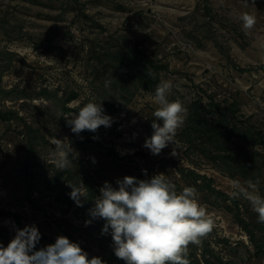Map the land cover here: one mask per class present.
Masks as SVG:
<instances>
[{
    "label": "rangeland",
    "instance_id": "obj_1",
    "mask_svg": "<svg viewBox=\"0 0 264 264\" xmlns=\"http://www.w3.org/2000/svg\"><path fill=\"white\" fill-rule=\"evenodd\" d=\"M243 12L257 20L248 34L239 19ZM120 44L164 66L160 76L173 84L170 100L179 99L187 109L197 99L223 108L236 101L243 124L264 137V0H0V110L18 112L13 119L0 118V210L18 213L24 225L34 224L47 235L50 241L40 248L63 235L89 258L125 264L114 255L111 235L101 234L103 219L85 225L94 204L89 194L78 207L68 183L92 185L95 197L105 181L116 187L124 176L149 179L163 173L178 191L194 186L215 221L200 246H189L202 264H264V224L246 200L228 195L232 180L243 184L246 179L232 177L189 147L181 134L184 126L176 145L170 143L160 155L143 147L152 134L154 94L140 89L123 111H108L115 132L101 126L89 145L72 140L59 123L90 100L101 101L102 77L113 74L98 76L104 71L94 54ZM43 88L55 91L60 102L70 91L78 93L67 103L72 110L59 118L63 111L46 107L49 101L38 97ZM21 91L25 97L18 98ZM25 121L40 129L38 137L28 134ZM56 138L74 149L66 170L50 162ZM262 141L252 147L234 137L231 143L258 151L261 162ZM77 166L70 177L67 171ZM258 178L264 195V169ZM16 229L14 216L0 213V244L7 246Z\"/></svg>",
    "mask_w": 264,
    "mask_h": 264
},
{
    "label": "clouds",
    "instance_id": "obj_2",
    "mask_svg": "<svg viewBox=\"0 0 264 264\" xmlns=\"http://www.w3.org/2000/svg\"><path fill=\"white\" fill-rule=\"evenodd\" d=\"M239 19L245 34L257 23L256 16L248 12L241 13ZM39 58L47 60L43 56ZM172 88L170 80H162L152 97L156 105L152 113V134L145 139L143 147L153 155H160L170 143L176 145L178 130L187 119L188 109L182 102L169 99ZM101 101L90 100L65 117L74 134L96 133L101 126H112L114 118L105 113ZM132 122L135 123V119ZM52 143L55 150L50 162L60 170L68 169L72 165L69 157L74 151L71 143L64 144L58 138ZM176 154L173 149L171 155ZM142 171L147 175L146 170ZM260 184L259 178L243 184L232 180L228 195L232 200H246L257 215V222L264 224V195ZM116 185L104 182L99 195L92 199L94 206L88 210L90 219L85 225L103 219L101 234L111 235L114 255L125 264H190L189 246H200L215 227L214 219L198 199L197 189L185 186L178 191L163 173L149 179L124 176ZM68 187L71 188L70 198L78 207H83L81 198L88 200V188L82 181L68 183ZM40 239L41 234L34 224L16 229L7 246L0 244V264H106L99 256L89 258L79 243L66 236H58L54 243L37 250Z\"/></svg>",
    "mask_w": 264,
    "mask_h": 264
},
{
    "label": "trees",
    "instance_id": "obj_3",
    "mask_svg": "<svg viewBox=\"0 0 264 264\" xmlns=\"http://www.w3.org/2000/svg\"><path fill=\"white\" fill-rule=\"evenodd\" d=\"M118 45H116L117 47ZM120 44L119 47H115V51H111L109 48L105 49L106 52H97L94 54L96 60L101 64L103 71L98 76L106 75L107 73L113 74L110 78L103 76L105 79L104 85L100 86V100L103 101V107L105 113L109 112H121L125 106L129 104L130 100L140 89L147 90L154 94L157 84L162 81L160 72L163 65L154 62L146 54L133 53L132 50ZM107 85V86H106ZM133 86V89L131 87ZM3 92L0 89V93ZM5 92V91H4ZM24 91H21L18 98H23ZM39 98H43L49 101L46 106H52L55 111L62 110L63 113L59 118L64 116V113H69L72 109L67 107V103L78 97V93L70 91L65 101L60 102L57 98V93L48 88H43L38 93ZM76 108L75 111H78ZM18 116V112L12 109L2 111L0 110V118L13 119ZM243 116L239 113L236 101L230 103L226 107H222L220 103H214L213 100L204 103L202 99L195 100L188 108V115L185 121L182 136L185 143L200 153L206 155L210 160L217 163L220 168L232 177L240 176L246 180L255 181L264 169V160L260 162L263 156L258 151H251L248 148L243 147L241 144L236 143L232 145V138H240L246 144L255 147L258 144H262L263 136L260 132L252 134L248 127L242 122ZM59 123L66 126L68 135L72 140L83 142L84 144H91L98 138V132L92 133L84 131L79 136L74 134L66 121L59 119ZM25 129L28 134L40 135V129L34 128L30 123L24 122ZM115 124L110 127L112 132H115ZM82 137V139H81ZM44 138V137H43ZM108 156L116 157L117 153L108 154ZM260 164H259V162ZM78 170L79 166L75 167V170H68L67 173L72 177ZM181 174H184V170L181 169ZM200 176L196 175V179ZM209 188L214 190L210 185ZM94 188L92 185H88V194L91 199L94 198ZM94 206V204H92ZM1 214L7 216H14L15 221L22 229L25 226L22 223L20 215L11 211L0 210ZM246 231L252 237L253 233L246 226ZM50 241L47 235H41L39 243L36 245V249L39 250L40 246ZM190 264H202L201 260L192 253L189 249Z\"/></svg>",
    "mask_w": 264,
    "mask_h": 264
}]
</instances>
